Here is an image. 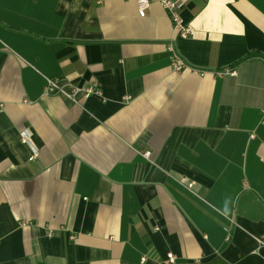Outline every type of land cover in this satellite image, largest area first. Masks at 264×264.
<instances>
[{"label": "crops", "instance_id": "obj_1", "mask_svg": "<svg viewBox=\"0 0 264 264\" xmlns=\"http://www.w3.org/2000/svg\"><path fill=\"white\" fill-rule=\"evenodd\" d=\"M180 15L192 37L157 3L0 0V264H264V0ZM171 41L235 75L175 73Z\"/></svg>", "mask_w": 264, "mask_h": 264}, {"label": "built area", "instance_id": "obj_2", "mask_svg": "<svg viewBox=\"0 0 264 264\" xmlns=\"http://www.w3.org/2000/svg\"><path fill=\"white\" fill-rule=\"evenodd\" d=\"M152 3L159 4L164 11L166 12L168 18L171 21L172 29L174 32H176L177 36L182 39H186L189 37H192L194 34L193 28L184 23L181 15H180V7L182 0H136V6H137V13L138 16L143 18L146 16V12L149 9L150 5ZM175 43L174 41H171V43L168 45V51L172 52V59H171V68L175 73H181L184 70H189L194 72L195 74L202 76L206 73H211L214 76L221 77L224 75H235L234 69L228 67L221 70H204V69H195L193 67H190L188 63L178 54L175 52ZM60 95L62 97H66L72 101H74L77 97V95L81 94L83 97L87 98L92 94H99V91L96 90L93 87L88 88H81L74 86L72 83H60L58 81H54L51 79L47 80L46 87L44 88V95ZM21 140L27 141L29 139L28 133H21ZM150 152L146 151L143 153V156L146 159L150 158ZM37 153H34L29 158V161L34 160L37 157ZM195 185L194 182H190L187 185V189L189 191H193V186ZM70 239H73V236L69 237ZM260 244L264 246V235L262 239H260ZM174 260L173 255L168 254L167 255V263H172ZM144 262V259H142Z\"/></svg>", "mask_w": 264, "mask_h": 264}, {"label": "trees", "instance_id": "obj_3", "mask_svg": "<svg viewBox=\"0 0 264 264\" xmlns=\"http://www.w3.org/2000/svg\"><path fill=\"white\" fill-rule=\"evenodd\" d=\"M211 264H226V263L223 260H221V259H216Z\"/></svg>", "mask_w": 264, "mask_h": 264}]
</instances>
